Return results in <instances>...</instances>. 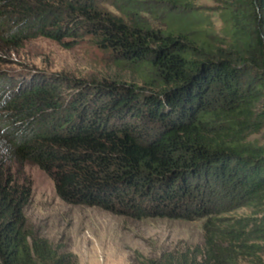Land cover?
I'll use <instances>...</instances> for the list:
<instances>
[{
    "label": "trees",
    "instance_id": "16d2710c",
    "mask_svg": "<svg viewBox=\"0 0 264 264\" xmlns=\"http://www.w3.org/2000/svg\"><path fill=\"white\" fill-rule=\"evenodd\" d=\"M151 2L180 26L153 28ZM223 12L216 43L192 28L189 0H0V264H76L28 223L27 162L68 204L205 218L202 246L140 264H241L264 252V217L224 216L264 201V140L252 138L264 129V0H228ZM38 37L64 47L90 37L142 84L8 67Z\"/></svg>",
    "mask_w": 264,
    "mask_h": 264
},
{
    "label": "rangeland",
    "instance_id": "374dc122",
    "mask_svg": "<svg viewBox=\"0 0 264 264\" xmlns=\"http://www.w3.org/2000/svg\"><path fill=\"white\" fill-rule=\"evenodd\" d=\"M189 1L199 18V24L192 28L204 29L216 43L223 39L226 23L223 7L228 0ZM150 5L155 11L145 13V17L153 28L164 30L180 26V21L168 15L167 8L155 2ZM11 57L16 63L8 67L22 75L58 73L85 80L105 78L142 84L138 73L100 49L90 37H83L70 47L45 37L29 39L12 52ZM252 138L263 141L264 129ZM22 175L31 184L30 198L24 207L28 223L60 252L74 254L76 264H140L142 258L158 259L167 251L203 245L205 218L135 219L96 206L68 204L57 196L53 180L37 165L24 163ZM224 216L255 217L258 221L264 217V201L256 208L239 207ZM256 254L257 257H244L240 263L264 264V252Z\"/></svg>",
    "mask_w": 264,
    "mask_h": 264
}]
</instances>
